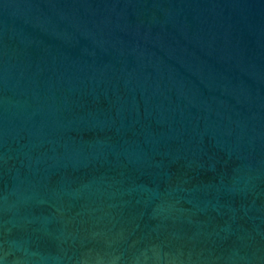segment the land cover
Here are the masks:
<instances>
[{
    "label": "water",
    "instance_id": "obj_1",
    "mask_svg": "<svg viewBox=\"0 0 264 264\" xmlns=\"http://www.w3.org/2000/svg\"><path fill=\"white\" fill-rule=\"evenodd\" d=\"M0 264H264V0H0Z\"/></svg>",
    "mask_w": 264,
    "mask_h": 264
}]
</instances>
